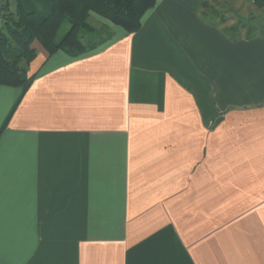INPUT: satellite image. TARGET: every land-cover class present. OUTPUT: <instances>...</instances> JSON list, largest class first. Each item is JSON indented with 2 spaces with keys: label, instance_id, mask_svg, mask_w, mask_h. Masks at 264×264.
<instances>
[{
  "label": "crops",
  "instance_id": "1",
  "mask_svg": "<svg viewBox=\"0 0 264 264\" xmlns=\"http://www.w3.org/2000/svg\"><path fill=\"white\" fill-rule=\"evenodd\" d=\"M253 10L157 0L132 34L91 15L111 40L40 47L24 94L0 86V129L21 97L0 134V264H264Z\"/></svg>",
  "mask_w": 264,
  "mask_h": 264
},
{
  "label": "trees",
  "instance_id": "2",
  "mask_svg": "<svg viewBox=\"0 0 264 264\" xmlns=\"http://www.w3.org/2000/svg\"><path fill=\"white\" fill-rule=\"evenodd\" d=\"M157 0H13L12 9L6 4L7 13L0 29V86L19 88L24 94L31 86L34 76L29 66L35 60L38 44L50 57L63 52L77 58L113 38L106 26L94 29L88 22L91 15L121 28L127 34L138 31L143 16L151 10ZM262 11L264 21V0H252ZM207 3L203 9H208ZM221 22L225 16L216 13ZM238 32L237 26L228 29L232 39ZM2 49L19 52L6 58ZM20 98L13 106L0 129L7 126Z\"/></svg>",
  "mask_w": 264,
  "mask_h": 264
},
{
  "label": "rangeland",
  "instance_id": "3",
  "mask_svg": "<svg viewBox=\"0 0 264 264\" xmlns=\"http://www.w3.org/2000/svg\"><path fill=\"white\" fill-rule=\"evenodd\" d=\"M12 2H13V0H0V12L3 14L7 13V8H6L7 3L9 5V9H12V5H13ZM252 12L254 13V12H256V10L248 11V13H246L245 19H246L247 15L252 14ZM254 16L256 17L257 15H255V13H254ZM92 19H93L92 17L89 18L88 22L94 29H100L101 27H103V24L101 22H99V21L94 22V20H92ZM256 19H259V24L262 23V19L260 17L257 16ZM107 23H109V22H107ZM109 24L112 25L111 23H109ZM112 26H114V25H112ZM35 46H37L36 47L37 52L41 50V48L38 44H34V47ZM2 51H3L5 57L17 55L19 53L18 51L15 52V51H11L8 49H2Z\"/></svg>",
  "mask_w": 264,
  "mask_h": 264
},
{
  "label": "built area",
  "instance_id": "4",
  "mask_svg": "<svg viewBox=\"0 0 264 264\" xmlns=\"http://www.w3.org/2000/svg\"><path fill=\"white\" fill-rule=\"evenodd\" d=\"M3 24H4V19L0 16V29L3 27Z\"/></svg>",
  "mask_w": 264,
  "mask_h": 264
}]
</instances>
